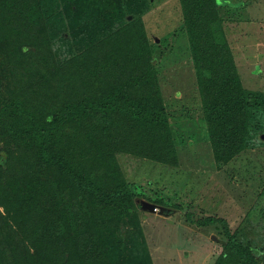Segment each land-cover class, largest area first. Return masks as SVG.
I'll list each match as a JSON object with an SVG mask.
<instances>
[{
	"label": "trees",
	"instance_id": "1",
	"mask_svg": "<svg viewBox=\"0 0 264 264\" xmlns=\"http://www.w3.org/2000/svg\"><path fill=\"white\" fill-rule=\"evenodd\" d=\"M56 1L0 0L7 87L0 92V264H152L143 232L141 252L129 244L133 232L124 233L145 198L130 187L117 156L179 165L157 71L165 52H153L141 18L123 23L133 0H65L57 12L66 13L76 36L102 19L119 25L61 61L51 42L57 34L46 26L57 12L45 18ZM179 2L201 117L221 170L253 148L251 124L264 116V97L242 85L223 2ZM218 223L230 240L215 264H259L225 219L197 221Z\"/></svg>",
	"mask_w": 264,
	"mask_h": 264
},
{
	"label": "rangeland",
	"instance_id": "2",
	"mask_svg": "<svg viewBox=\"0 0 264 264\" xmlns=\"http://www.w3.org/2000/svg\"><path fill=\"white\" fill-rule=\"evenodd\" d=\"M58 1L46 9V19L64 6L65 0ZM219 2L225 6L226 34L242 85L264 97V0ZM126 9L123 23L141 18L153 52H165L157 71L179 161L177 167H170L133 155L117 156L131 188L137 187L146 200L163 199L160 206L137 200L138 216L123 226L125 235L133 232L127 235L129 244H140L141 230L152 264H215L230 237L219 223L198 226L197 221L227 217L230 236H236L253 251L258 263L264 264V116L257 115L251 124L253 148L219 170L201 117V97L179 0H133ZM118 21L102 19L76 36L66 13L58 11L46 26L57 34L55 40L50 38L59 49L58 58L67 61L86 48L83 44L113 32ZM0 84L2 95L7 87L1 67ZM143 202L155 209L142 206ZM139 262L140 258L128 259L122 264Z\"/></svg>",
	"mask_w": 264,
	"mask_h": 264
},
{
	"label": "crops",
	"instance_id": "3",
	"mask_svg": "<svg viewBox=\"0 0 264 264\" xmlns=\"http://www.w3.org/2000/svg\"><path fill=\"white\" fill-rule=\"evenodd\" d=\"M223 8H225V7H222V8H220V10H221V14H222V16H223V12H222V9ZM224 18V17H223ZM225 22H226V20H225ZM204 120V119H203ZM205 121V120H204ZM199 123H201V120H199ZM206 123V122H205ZM206 128H207V126H206ZM209 136V135H208ZM209 142H210V140H209ZM182 168V165H181V163H180V169ZM227 218V217H226ZM226 218H223V219H226ZM227 221L228 222H230V220L227 218Z\"/></svg>",
	"mask_w": 264,
	"mask_h": 264
},
{
	"label": "water",
	"instance_id": "4",
	"mask_svg": "<svg viewBox=\"0 0 264 264\" xmlns=\"http://www.w3.org/2000/svg\"><path fill=\"white\" fill-rule=\"evenodd\" d=\"M130 20H132V17H130ZM142 206H145V207H153V210L155 209V206L149 205L148 203H144V202L142 203Z\"/></svg>",
	"mask_w": 264,
	"mask_h": 264
}]
</instances>
